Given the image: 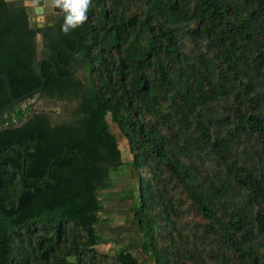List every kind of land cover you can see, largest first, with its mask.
<instances>
[{
  "label": "trees",
  "instance_id": "obj_1",
  "mask_svg": "<svg viewBox=\"0 0 264 264\" xmlns=\"http://www.w3.org/2000/svg\"><path fill=\"white\" fill-rule=\"evenodd\" d=\"M26 1L0 0V264H264V0H90L69 33Z\"/></svg>",
  "mask_w": 264,
  "mask_h": 264
},
{
  "label": "clouds",
  "instance_id": "obj_2",
  "mask_svg": "<svg viewBox=\"0 0 264 264\" xmlns=\"http://www.w3.org/2000/svg\"><path fill=\"white\" fill-rule=\"evenodd\" d=\"M54 3L65 13L61 24L63 33L71 32L88 19L90 0H54Z\"/></svg>",
  "mask_w": 264,
  "mask_h": 264
},
{
  "label": "water",
  "instance_id": "obj_3",
  "mask_svg": "<svg viewBox=\"0 0 264 264\" xmlns=\"http://www.w3.org/2000/svg\"><path fill=\"white\" fill-rule=\"evenodd\" d=\"M57 8V9H54V8ZM62 9H60L59 7H57V6H54L53 7V12H60ZM27 13L29 14V15H36V16H39L38 18H37V20L38 21H43V17H42V13H43V8L42 7H37V8H29L28 10H27ZM44 19H45V23H50V22H53V20H54V15H50V16H47V17H44ZM42 78V77H41ZM0 79H2V80H4V82H5V84H6V87H7V91H8V94L10 95V97L12 98V92H11V88H10V85H9V82H8V80L6 79V78H4V77H0ZM42 83H43V80H42ZM38 92V90H36V91H34V92H32V93H29V94H27V95H25V96H22V97H20V98H17V99H14L16 102H19V101H22V100H24L25 98H27L28 96H30V95H32V94H36ZM13 99V98H12ZM5 154V153H4ZM3 155V154H2Z\"/></svg>",
  "mask_w": 264,
  "mask_h": 264
},
{
  "label": "flooded vegetation",
  "instance_id": "obj_4",
  "mask_svg": "<svg viewBox=\"0 0 264 264\" xmlns=\"http://www.w3.org/2000/svg\"><path fill=\"white\" fill-rule=\"evenodd\" d=\"M28 2H30V3H28L27 5L29 6V8H37V7H42L43 8V13H42V17H43V21H38L37 20V18L39 17V16H36V15H32V19H33V21L37 24V27L38 28H42V27H44L46 24H49V23H45V19H44V17H47V16H50V15H54V13L55 12H53V7H54V5H50V11H49V9L47 8L48 7V3H44L42 6H37V5H35L34 4V2L33 1H29L28 0ZM28 8V9H29ZM57 13V12H56ZM54 20H55V15H54ZM53 20V21H54ZM50 23H52V22H50Z\"/></svg>",
  "mask_w": 264,
  "mask_h": 264
},
{
  "label": "rangeland",
  "instance_id": "obj_5",
  "mask_svg": "<svg viewBox=\"0 0 264 264\" xmlns=\"http://www.w3.org/2000/svg\"><path fill=\"white\" fill-rule=\"evenodd\" d=\"M25 3L28 4L30 2L26 1ZM54 6H56L55 3H54ZM54 9H57V8L55 7ZM27 102H29V103L33 102L34 103V106H33V111L34 112L42 111V110L50 111V107H48L49 105L47 103L46 104L43 103V101H41V100H32V101H27ZM121 151H122L123 158H124L125 157V155H124L125 154V150L121 149Z\"/></svg>",
  "mask_w": 264,
  "mask_h": 264
}]
</instances>
